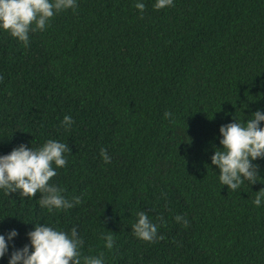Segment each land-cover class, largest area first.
<instances>
[{
	"label": "trees",
	"instance_id": "trees-1",
	"mask_svg": "<svg viewBox=\"0 0 264 264\" xmlns=\"http://www.w3.org/2000/svg\"><path fill=\"white\" fill-rule=\"evenodd\" d=\"M155 2L77 0L30 33L28 47L0 29V155L67 143V166L50 182L82 198L49 211L40 193L0 189V234L18 232L0 264L30 244L38 223L76 227L82 257L103 253L105 264H264V199L253 203L264 159L253 161L262 182L236 191L211 162L221 125L264 113V0ZM65 115L74 120L67 129ZM142 210L156 224L163 216V240L134 235Z\"/></svg>",
	"mask_w": 264,
	"mask_h": 264
},
{
	"label": "clouds",
	"instance_id": "clouds-1",
	"mask_svg": "<svg viewBox=\"0 0 264 264\" xmlns=\"http://www.w3.org/2000/svg\"><path fill=\"white\" fill-rule=\"evenodd\" d=\"M169 6H174V0H156L153 5L156 10ZM77 7V0H0V29L7 31L28 47L30 33L44 31L58 13L68 9L75 11ZM135 7L142 14L146 5L137 2ZM3 79L0 75V81ZM164 115L168 118L172 113L165 112ZM261 122H264V113L257 110L246 123L235 119L234 122L223 124L219 128L222 147L214 151L211 162L219 169L221 185H227L232 191L238 190L245 182L254 184L258 180L261 181L259 165L253 163L264 159V126ZM61 123L67 129L74 120L65 115ZM68 152H71L69 145L55 139L47 140L38 148L20 144L8 154L0 155V189L7 195L19 191L21 197L27 198H33L40 193L39 205L49 211L68 210L80 205V196L69 200L62 195L63 189L50 182L57 175L56 168L67 166L65 153ZM100 155L105 164L111 163L106 149L101 148ZM262 199L264 188L257 192L253 203L259 207ZM137 216L138 221L131 225L137 238L149 243L164 239L163 235H157L158 228L166 223L162 215L157 218L161 224L153 223L148 212L143 210L138 212ZM175 220L183 223L185 228L189 226L187 219L180 215H177ZM17 235L15 229L7 233V239L5 235L0 234V258L8 253L9 242ZM27 236L30 244H25L19 249L14 248L9 264H82V261L83 264H105L103 253L82 257L84 241L76 227H73L69 234L38 223ZM103 239L104 246L112 250L115 243L112 232L105 234Z\"/></svg>",
	"mask_w": 264,
	"mask_h": 264
}]
</instances>
